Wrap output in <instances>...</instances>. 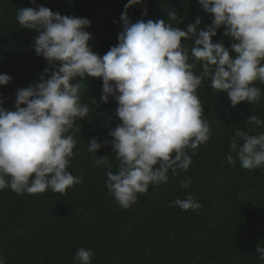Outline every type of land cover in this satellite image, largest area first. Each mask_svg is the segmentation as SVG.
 Instances as JSON below:
<instances>
[{
	"label": "clouds",
	"instance_id": "clouds-1",
	"mask_svg": "<svg viewBox=\"0 0 264 264\" xmlns=\"http://www.w3.org/2000/svg\"><path fill=\"white\" fill-rule=\"evenodd\" d=\"M198 2L212 16L206 29L199 31L200 17L186 28L174 26L170 22L177 19L174 11L167 13V21L133 22L128 9L141 5L147 16L146 0H128L119 21L118 43L103 56L90 46L88 18L61 15L43 5L18 9L15 19L21 28L39 33L35 53L49 68L40 82L17 89L14 110L3 107L0 100V190L64 194L81 182L68 168L78 144L76 133L81 132L74 126L90 112L89 104L82 103L79 83L86 78H101V101L114 98L118 105L115 115L120 123L109 131L112 139L103 142L111 145L118 170L112 171L108 155L96 156L103 146L97 138L87 144L92 162L107 165L106 187L120 208L137 203L150 185L167 183L169 174L188 172L189 151L194 154L211 135L197 94L204 81H210L217 93H226L232 106L259 104L264 96V89L257 86V82L264 85V0ZM221 28L232 41L230 48L223 40L213 41ZM11 80L0 74V86ZM92 103L97 106L95 99ZM246 123L251 127L234 131L229 152L236 153L243 169L253 171L264 167V132H256L264 120L253 114ZM236 159L227 155L230 164ZM190 184L188 179L182 187ZM175 205L184 211L202 208L192 194L177 199ZM257 252L264 262V247ZM94 256L92 249L81 247L75 262L91 264ZM0 264H5L3 257Z\"/></svg>",
	"mask_w": 264,
	"mask_h": 264
},
{
	"label": "trees",
	"instance_id": "trees-1",
	"mask_svg": "<svg viewBox=\"0 0 264 264\" xmlns=\"http://www.w3.org/2000/svg\"><path fill=\"white\" fill-rule=\"evenodd\" d=\"M128 0H0V74L12 80L0 86L3 107L14 110L17 89L40 82L49 68L35 53L39 35L21 28L15 17L18 9L43 5L61 15L85 17L92 35L93 50L103 56L118 43L119 23ZM144 7L128 9L133 22L147 19L168 20L174 11V26L186 28L200 17L199 30H205L212 16L205 13L198 0H146ZM181 19L183 23H181ZM115 21V22H114ZM217 31L214 42L232 41ZM189 48L191 42H187ZM232 55H235L232 53ZM82 103L90 106L85 120L74 127L78 144L70 171L81 182L66 193L46 191L35 195L16 194L10 188L0 190V257L5 264H76L75 253L83 247L92 249L91 264H264L258 259V247H264V167L249 171L241 167L236 153L229 152L230 138L236 129L247 130L250 115L264 120V96L259 104L242 102L232 106L226 93H217L204 81L197 94L204 106L203 118L209 122L210 138L193 154L188 172L169 174V181L150 185L137 203L125 210L119 207L106 187L107 165L90 159L88 142L97 138L103 146L97 157L108 155L112 171L118 161L108 133L118 123L114 98L101 101V78L79 80ZM264 89V85L257 82ZM97 101V106L92 99ZM256 132H264V127ZM236 163L230 164L227 155ZM191 179L189 187L182 182ZM188 194L198 197V212L184 211L175 205ZM171 205V206H170Z\"/></svg>",
	"mask_w": 264,
	"mask_h": 264
}]
</instances>
